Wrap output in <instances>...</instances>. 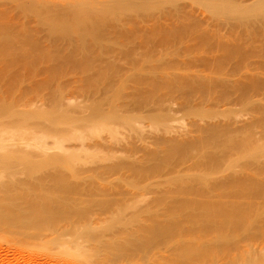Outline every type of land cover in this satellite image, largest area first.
Listing matches in <instances>:
<instances>
[{"label":"rangeland","instance_id":"1","mask_svg":"<svg viewBox=\"0 0 264 264\" xmlns=\"http://www.w3.org/2000/svg\"><path fill=\"white\" fill-rule=\"evenodd\" d=\"M0 264H264V0H0Z\"/></svg>","mask_w":264,"mask_h":264}]
</instances>
